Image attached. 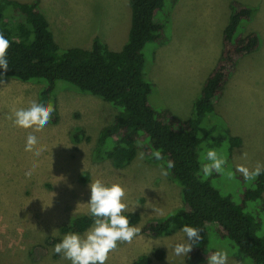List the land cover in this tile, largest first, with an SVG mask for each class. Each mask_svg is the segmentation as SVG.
Returning a JSON list of instances; mask_svg holds the SVG:
<instances>
[{"label": "rangeland", "instance_id": "rangeland-1", "mask_svg": "<svg viewBox=\"0 0 264 264\" xmlns=\"http://www.w3.org/2000/svg\"><path fill=\"white\" fill-rule=\"evenodd\" d=\"M35 1L39 2L62 49H89L95 37H100L113 51L122 50L127 42L131 27L129 3L117 7L112 0ZM233 1L256 7L257 15L248 31L257 32L262 45L257 52L239 62L225 98L222 96L223 99L216 102L217 113L203 120L199 135L205 136L214 128L213 136L222 138L229 128L233 136L242 139V145L233 153L232 166L244 165L252 170L257 163L264 165V0H181L180 4L169 7L170 20L172 23V19L179 16L182 23L198 25L206 32L202 40L208 41L209 34L213 33L219 46ZM194 16L197 17L192 22ZM215 21L218 23L216 28L211 24ZM163 46L149 45L145 50L146 78L153 82L164 81L162 88L155 85L149 100L157 109L168 107L176 114L178 108L186 119L192 118L193 106L186 108L196 93V81L185 84L183 77L187 76L186 72L190 76L204 73L211 56L202 50L182 61L178 53L184 73L178 69L171 72L164 69L162 76ZM186 49L189 51L188 45ZM185 78L187 83L189 78ZM43 86L40 82L13 79L0 83V264H71L62 254L54 253V245L65 236L61 233L63 226L74 217L90 214L87 205L91 195L89 184L96 179L106 185L119 183L126 193L124 202L128 207L125 212L141 216V223L136 226L140 229L139 234L130 244L119 243L117 249L109 253L106 264H133L145 255L153 259L151 264H187L186 255L177 256L173 252L175 243L187 239L180 231L184 225L182 219L174 222L170 235L161 238H152L141 231L147 221L162 219L182 206L181 189L168 177L166 169L148 163L145 156L141 159V150L136 160L124 169L115 168L111 161L96 162L93 158L101 131L117 115L118 111L111 104L82 94L65 82H58L54 99L56 111L52 113V118L58 121L54 123L51 118L43 130L34 133L38 138L36 147L42 149L39 156L34 155L35 149L25 151L26 137L33 129L14 126L8 117L15 109L26 108L30 100L39 102ZM76 130H83L90 140L73 143L71 133ZM207 143L211 144L210 141ZM228 147L229 143H225L211 148L225 159ZM225 165L227 168H224L219 183L226 189H233L238 184L232 167ZM30 169L31 176H25ZM86 176L88 180L84 179ZM240 188L236 186L235 195L239 194ZM35 247L46 248L48 254L33 260L30 252ZM214 247L228 253L227 264H249L226 244L216 241ZM157 251L164 252L162 260L155 257Z\"/></svg>", "mask_w": 264, "mask_h": 264}, {"label": "trees", "instance_id": "trees-1", "mask_svg": "<svg viewBox=\"0 0 264 264\" xmlns=\"http://www.w3.org/2000/svg\"><path fill=\"white\" fill-rule=\"evenodd\" d=\"M178 1L130 0L128 41L122 50L113 51L100 37L94 38L89 49H62L38 1L0 0V33L11 44L7 52L9 68L6 73L0 68V81L42 83L39 102L51 103L54 109L58 82L111 104L118 112L113 122L101 131L93 152L94 160H108L115 168L124 169L136 160L141 150L148 163L163 166L168 177L181 189L182 206L162 219L147 221L142 233L152 238L170 235L174 222L182 219L184 225L201 229L202 237L186 255L187 264L206 262L208 256L218 251L214 247L216 241L226 244L249 264H264V171L249 181L232 166L233 153L242 145V139L233 136L229 128L222 138L213 136L214 128L205 136L199 135L203 120L215 113L216 102L224 95L239 62L261 48V36L248 31L257 9L239 1L231 3L220 58L194 102L193 117L182 120L168 107L157 109L151 104L149 97L156 86L146 78L145 54L149 45L158 48L169 43V7L176 6ZM57 121L52 118V122ZM71 140L79 144L90 139L83 130H76L71 133ZM225 143H229L226 164L232 167L238 184L233 189L220 185L222 174L213 171L205 175L202 171L208 163L207 151ZM156 151L162 159H155ZM169 160L174 162L173 168H167ZM84 179L88 180V176ZM236 186L242 189L238 195L234 194ZM124 215L131 226L141 223L138 213L124 212ZM92 223L90 214L80 215L63 226L61 233L81 235ZM47 254L43 247H35L30 252L33 260ZM155 257L162 260L164 252L157 251ZM152 261L145 255L133 264Z\"/></svg>", "mask_w": 264, "mask_h": 264}, {"label": "clouds", "instance_id": "clouds-1", "mask_svg": "<svg viewBox=\"0 0 264 264\" xmlns=\"http://www.w3.org/2000/svg\"><path fill=\"white\" fill-rule=\"evenodd\" d=\"M10 41L0 33V68L8 71L7 52L10 48ZM3 81H0L2 83ZM55 111L51 103L47 105L33 99L29 101L26 108H19L9 116L13 125L33 129L26 137L25 151L33 152L39 156L42 149L37 148L38 138L35 132L43 130L52 118ZM144 153L139 157L143 159ZM155 159H162L159 151L153 153ZM208 163L204 164L202 171L205 175H210L213 171L218 174L224 173L226 159L218 155L215 149H210L206 153ZM174 162L168 161L167 168H173ZM36 164H33V169ZM236 170L241 173L245 180L256 179L262 171L264 165L257 163L254 169L250 170L244 165H237ZM32 169L25 172V176L30 177ZM166 174V173H165ZM231 177V173H228ZM90 187V200L87 203L90 215L93 218L92 225L83 236L78 233L66 234L61 242L54 245V253L62 254L64 259L71 261V264H106L109 253L115 251L119 243H131L140 229L130 225V221L124 212L128 205L124 202L125 189L119 183L106 185L100 179L94 180ZM175 227V225H173ZM180 231L186 235V241L177 242L173 247V252L177 256L188 255L193 244H198L202 239L201 229L185 224ZM228 253L224 250L215 251L208 256L207 264H227Z\"/></svg>", "mask_w": 264, "mask_h": 264}, {"label": "crops", "instance_id": "crops-1", "mask_svg": "<svg viewBox=\"0 0 264 264\" xmlns=\"http://www.w3.org/2000/svg\"><path fill=\"white\" fill-rule=\"evenodd\" d=\"M17 1L23 2V3H25V2L26 3H31V2H34L35 0H31V1H22V0L20 1V0H17ZM180 1L181 0H179L178 3ZM112 2L117 7L118 6H123V5L128 4V3H129V6H130V0H112ZM195 17H197V16H194V18L192 19V22L196 19ZM119 19H120V17L118 16L117 17V21ZM228 21H229V19H228ZM228 21H227L226 25L224 26V29L226 28V26L228 24ZM216 23H217V21L212 22L211 24L215 25V28H216L218 26V23L217 24ZM210 30H212V29L210 28ZM81 31H84V29H82ZM129 32H130V29H129L128 33H127V36H129ZM205 33H206L205 30L204 29H200L198 25H197V27H195L193 25H190L186 21H184L182 23V18H179V16L178 17H174V19H172V23H171V38H170V41H169V43H167L166 45H164L162 47V52H163V60L161 61L162 62V76H163V73H164V69L165 70L170 69L169 72L178 69L181 73H184V68H182V66L180 65V62L184 61V59L187 56L195 55L198 51L205 50L207 52V54H209L211 56L210 62L207 64L204 73L201 72L198 75L196 74V75H191L190 76V73L186 72L185 75H187L188 78H189V81L187 83H186V78H185L187 76H185V77L182 76L184 78V80H185L184 81L185 84L190 83V81H196V86H197V88L195 90L196 93L193 95L191 100L188 102L186 110H188L192 106H193V109H194V102L196 101V99L201 94L203 85H204L205 81L207 80L208 76L210 75V73L215 68V66H216V64H217V62H218V60L220 58L221 52H222V39H221V44L219 43V46H218L217 38L214 37L213 33H210L209 37L207 38L208 41H203L202 40V38H203L202 35H205ZM127 41H128V39H127ZM126 43L127 42H125L124 45ZM124 45H123V47H124ZM187 45L189 46V51H187V49H186ZM77 48H79V47H77ZM178 53L180 54V57L183 58L182 61L178 60V58H177ZM163 62H164V64H163ZM190 78H192L193 80H191ZM150 81H152V80H150ZM167 83H169V81ZM153 84L156 85V86H160L162 88V86L164 84V81H160V82L156 81V82H153ZM228 85H229V83L226 85L225 92H224V95H223L224 98H225V95L227 93V86ZM223 97H222V99H223ZM163 98H164V101H165V97H163ZM165 105H166V101H165ZM215 112L217 113L216 106H215ZM178 114H180V115H178ZM175 115L178 118L182 119V120H188V119H186L185 114H183L182 112H179L178 108L176 110V114Z\"/></svg>", "mask_w": 264, "mask_h": 264}]
</instances>
